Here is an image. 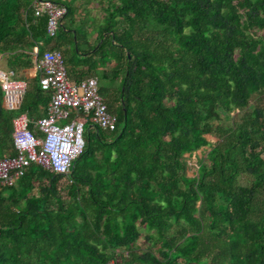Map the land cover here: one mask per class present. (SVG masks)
<instances>
[{
	"label": "trees",
	"instance_id": "obj_1",
	"mask_svg": "<svg viewBox=\"0 0 264 264\" xmlns=\"http://www.w3.org/2000/svg\"><path fill=\"white\" fill-rule=\"evenodd\" d=\"M31 1L0 0L6 70L58 50L116 122L84 125L67 175L30 164L0 185V264H264V0H97L99 15L71 34L66 10L52 38ZM82 26L94 39L80 51ZM21 80L18 110L0 91V159L13 116L34 123L49 99L38 75Z\"/></svg>",
	"mask_w": 264,
	"mask_h": 264
},
{
	"label": "built area",
	"instance_id": "obj_2",
	"mask_svg": "<svg viewBox=\"0 0 264 264\" xmlns=\"http://www.w3.org/2000/svg\"><path fill=\"white\" fill-rule=\"evenodd\" d=\"M30 8L34 17H45V36L54 37L66 8L47 0H33ZM33 67L40 90L49 92L45 114L34 123H30L25 113H18L11 119L14 155L0 159L1 186H12L30 164L55 175H67L82 151L86 123L100 131L115 129V117L106 112L97 94L96 80L87 78L76 84L69 83L58 50L44 51L37 58L34 53ZM0 91L3 108L16 111L25 83L14 80L11 71L0 70ZM29 125L32 130L28 129Z\"/></svg>",
	"mask_w": 264,
	"mask_h": 264
},
{
	"label": "crops",
	"instance_id": "obj_3",
	"mask_svg": "<svg viewBox=\"0 0 264 264\" xmlns=\"http://www.w3.org/2000/svg\"><path fill=\"white\" fill-rule=\"evenodd\" d=\"M32 1H31V3H32ZM47 1H51L57 5H61V6H64L66 8V10L68 11V13H67L68 20H67L66 26H67V28L71 34H74L75 27L73 26V24L74 25L79 24V23L85 24L89 20L93 19L94 16H97L100 14V10H99V7L97 5V0H47ZM31 3H30V5H31ZM70 22H72V23H70ZM82 27H80V29ZM83 28H84V31L80 32L84 35L83 38H81L80 43H79L80 51L85 50L86 46H88V47L92 46L93 45V39H94V35L92 34V32H90L91 30L89 31L88 28H85V27H83ZM75 55L76 56L73 59L74 61H81L83 59V54H75ZM0 70L10 71V70H6L5 63L3 62L1 57H0ZM78 70H79L78 68L72 69V71H78ZM18 73L19 74L15 75L12 72L14 80L23 81V80H21L22 78L31 79L35 75H37L33 66L31 69H29L27 71H21ZM20 104H21V101L19 103L18 109L20 107ZM44 114H45V109L41 112V116L43 117Z\"/></svg>",
	"mask_w": 264,
	"mask_h": 264
},
{
	"label": "rangeland",
	"instance_id": "obj_4",
	"mask_svg": "<svg viewBox=\"0 0 264 264\" xmlns=\"http://www.w3.org/2000/svg\"><path fill=\"white\" fill-rule=\"evenodd\" d=\"M85 131V128H84ZM89 133H94V128L91 127L89 128ZM206 140L210 141V142H214L213 138H210L208 136L205 137ZM82 139H85V136L83 134ZM202 151H206V148H201L198 151H196L195 153H193L190 157H187L186 155L185 160H186V165H187V172H186V176L187 177H192L193 175H195L196 172V162L197 160H199L201 158V156L203 155Z\"/></svg>",
	"mask_w": 264,
	"mask_h": 264
}]
</instances>
